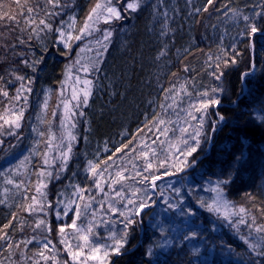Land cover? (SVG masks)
Wrapping results in <instances>:
<instances>
[{
	"label": "trees",
	"instance_id": "obj_1",
	"mask_svg": "<svg viewBox=\"0 0 264 264\" xmlns=\"http://www.w3.org/2000/svg\"><path fill=\"white\" fill-rule=\"evenodd\" d=\"M91 2L60 0V7L54 8L47 0H0V12L5 14L0 33L10 35L0 39V108L14 105V110L19 106L21 111L24 106L16 102L17 89L22 83L26 89L31 87L28 94L33 101L24 116L22 134L29 131L36 116L35 104L44 92L48 90L52 97L76 76L71 50L59 44L60 32L75 18V40ZM117 4L122 18L101 23L79 44L97 39L107 50L95 51L100 63L91 65L88 106L75 109L79 138L65 170L50 187L51 197L57 198L68 193V187L78 186L84 193L82 210L87 198L93 207L75 222L74 230L70 218L68 224L56 225L52 216L47 237L35 240L19 225L26 221L20 219L21 208L0 198V236L7 233V241L0 239V262L76 264L72 253L81 248L85 257L96 246L105 252L104 245L113 243V234L127 231L121 254L109 252L108 264H259L264 258L252 253L221 220L216 221L207 205L212 189H218L233 206L248 210L250 224L254 216L256 226L264 225V122L259 116L264 111V31L246 34L243 20L244 15L253 17L264 9V0H212L211 4L207 0H142L135 12L125 11L123 0ZM28 7L34 12L27 13ZM8 13L20 20V27L11 32L4 27ZM29 15L35 23H24ZM253 18L264 27V20ZM42 19L48 28L40 24ZM106 32L111 33L108 40L104 39ZM11 45L15 47H6ZM232 57L235 64L223 63ZM250 64L255 66L254 75L242 79ZM213 71H223L221 79ZM17 76L26 79L20 81ZM217 87L223 91L213 94L211 90ZM205 91L217 96L220 104L198 112L199 102L207 99L202 95ZM188 112L198 119L203 116L204 123L197 151L181 168L171 164L184 157H179L177 149L185 148L183 138L200 127ZM157 118L165 123L154 124ZM214 122L220 123L214 126ZM157 127L168 131L161 134ZM183 127L188 128L187 133H181ZM166 140L172 143L171 151H167ZM142 152L148 153L147 159ZM161 156L166 161L163 164ZM148 160L152 168L145 172ZM118 172L128 179L121 180ZM152 174L160 176L156 192L151 187L145 190L149 181L140 182ZM148 196L150 209L135 216L137 223L125 229V218L135 211L127 201L140 203ZM165 200L176 207L169 208ZM89 219L94 223L85 232ZM85 234L89 239H83ZM49 240L51 244L45 248Z\"/></svg>",
	"mask_w": 264,
	"mask_h": 264
},
{
	"label": "rangeland",
	"instance_id": "obj_2",
	"mask_svg": "<svg viewBox=\"0 0 264 264\" xmlns=\"http://www.w3.org/2000/svg\"><path fill=\"white\" fill-rule=\"evenodd\" d=\"M91 1L89 13H91L97 3L105 5L110 2L113 7L120 10V5L117 4V0ZM97 14H99V19L94 15L93 20L88 21L91 25L90 34H84L79 40H73L74 35L72 31L76 25L75 18L70 19L60 32L59 44L71 50L73 61L72 69H76L73 70L76 76L72 82H68L66 87L57 92L56 95L54 94L55 96L53 95L51 97L48 90L44 92L41 101L35 104L36 116L30 124L29 131L22 134L25 131V124L23 125V123L26 122L24 116L33 101V98L29 96L27 90L21 91L19 93L21 98L16 100L17 103L20 101L19 104H23L24 106L22 109L23 116L19 120L20 127L15 128L12 126L10 128L9 125L4 124L3 120H0V125H3V127H0V198L2 202L4 200L12 201L17 209L21 208V213H19L20 219L26 221H21L19 225L23 226L24 229L27 228V231L30 232V235L35 240H41L47 237L49 233V222L52 216L56 225H66L68 224L67 221L69 218V222L74 220L76 222L81 216L83 218L84 214L93 207L91 200L87 198L88 202L86 205L84 203L82 210L80 201L84 193L78 186L68 187V193L65 192L61 197L59 194L57 198L51 197L50 187L54 184L55 179L65 170L71 159L72 149L75 147V143L79 138L77 133L78 126L76 124L77 113L75 109H81L83 105L81 104L80 107H76V105L83 100L85 91L92 90L91 83L86 82L90 81L89 75L93 69L91 65L96 62L95 58L98 52L95 51L102 50L103 47L97 39L90 41V38H88V41L83 42L80 47L79 44L89 35L91 37L101 23H106L105 17L109 16L107 11L101 8L97 10ZM114 20L117 19L111 17L106 24L112 23ZM2 32L4 31L2 30ZM0 35L1 40L6 36L10 37L7 33ZM1 60L3 58H0ZM28 89L31 91L29 85ZM74 95L77 99H73ZM65 103L68 104V111L65 110ZM13 106L11 108L8 106L0 108V116L14 120L15 115L13 113H18L20 107L15 106L18 110H14ZM54 113L55 115H53ZM219 123L214 122V126H217ZM72 125H75V127H72ZM9 131H13L15 134L9 135ZM69 132L75 136L74 140L69 138ZM165 143L167 151H171L172 143L169 140H166ZM69 145L71 146V152L67 153V161L65 164L61 152H67ZM12 149L15 150L13 153L11 152ZM161 157L165 161L164 157ZM170 159L173 158L170 157ZM181 161H184V163H181ZM187 161V158L185 159L184 157L182 159L175 158L171 164L182 168ZM169 164H165L164 166ZM99 178H102V176H99ZM8 180H11L12 183H8ZM102 181L99 184H102ZM158 182H160V179L156 181V184ZM212 191L213 195L211 197L209 196L210 203L208 202V205H211L215 209L217 207L215 201H217L218 197L217 191L213 189ZM153 192H156V188ZM208 193H210L209 190ZM219 199L226 201L228 207L224 208L221 206L219 212L208 211L212 213L216 221L220 222L221 220L222 226L225 229L232 230L233 235L237 236L243 242L249 237V234L252 237H258L260 235L255 232L254 227H249L251 224L246 214H232L229 215L228 219H225V212L238 213L239 208L233 206L223 193ZM30 205L35 210H30ZM77 212L79 215H77ZM241 217L247 223L239 224L238 221ZM24 223L26 224L23 225ZM86 223L88 224V229L91 228V223H94V221L89 219ZM71 230H74V228L72 227ZM86 235L89 239V235ZM80 252L83 253L81 248ZM92 254L85 255V257L80 254L76 264H101V260L99 259L94 260L88 258ZM95 255L104 257V252H98ZM103 264H108V256L103 258Z\"/></svg>",
	"mask_w": 264,
	"mask_h": 264
},
{
	"label": "snow or ice",
	"instance_id": "obj_3",
	"mask_svg": "<svg viewBox=\"0 0 264 264\" xmlns=\"http://www.w3.org/2000/svg\"><path fill=\"white\" fill-rule=\"evenodd\" d=\"M47 2L49 4H51L54 8H58L60 7V0H47ZM124 4H125V11L127 10H131L132 12H135L139 9L140 7V4L142 2V0H123ZM207 2L209 4L212 3V0H207ZM0 7H3L2 4H0ZM101 8H104L107 13L109 14L108 17H105V22L107 23L108 20L111 18V17H115L116 19H121L122 18V14H121V11L118 10L116 7H113L111 5V3H107L105 5H101L100 3H97L95 5V7L92 9L91 13H89L86 21H85V24L84 26L81 28V35H77L75 37V39L79 40L82 38V36L84 34H90V30H91V25L88 23V21H92L93 20V16L96 15L97 19H99V14H97V10L98 9H101ZM205 11L207 9H204ZM34 12V8L32 7H28L27 8V13L31 14ZM52 13H49V15H51ZM235 15H239V13H234ZM166 15V14H165ZM4 17H5V14L0 12V21H4ZM253 17H259L260 20H264V9H262L260 12H255L253 14ZM253 17H250L248 15H244L243 16V20L245 21V25H246V34L248 35H251V36H254L256 33L258 32H261V31H264V27L261 26V24L256 20L254 19ZM14 22V23H12ZM25 24H30V23H35V20L31 18V15H29L28 19H25L24 21ZM40 24L44 25L45 28H48L49 25L47 24V22L45 20H40ZM4 27L9 31H14L16 28H19L20 27V20H18L16 18V16H13L11 13H8L7 14V20L4 22ZM21 31H23L24 29L21 28L20 29ZM32 31H35V29H32ZM2 34V33H0ZM63 35V33H62ZM111 33L110 32H106L105 33V36H104V39L105 40H108V38L110 37ZM20 43H25V41L23 39H20ZM6 47H12L14 48L15 45H11V46H6ZM104 50L106 51L107 50V46L104 45ZM164 53L162 52L161 55H163ZM218 61L220 60L219 57L216 58ZM25 64H27V61H23ZM237 61L234 57L228 59V60H224L223 63L224 64H235ZM97 64L100 63V61H97L96 62ZM220 65L219 63H217L216 65V68H219ZM249 68H250V71L248 72H244L241 74V78L244 79V78H247V77H250V76H253L254 75V72H255V66L254 65H249ZM187 70V69H185ZM217 80L221 79V77L223 76V71H220V72H216V71H213L211 73ZM3 77H0V80H2ZM17 80H20V81H24L26 78L23 77V76H17L16 77ZM28 83H31V81L29 80ZM86 83H91L90 81L89 82H86ZM24 90H27V91H30V89H26L25 88V85L22 83L20 85V88L17 89V92H18V95L17 97H15V99L19 100L21 97L19 96V93L21 91H24ZM223 89L222 88H213L211 90V92L213 94L217 93V92H222ZM2 94L4 96H7L8 93L6 91H3ZM91 95V91L90 89L85 91L84 93V97H83V100L80 101L76 107H80V105L82 104L83 106H88V97ZM203 96L207 97V99H204V100H201L199 103H200V107L199 108H196V111L200 112L201 110H206L208 109L210 106H217L220 104V100L217 96L215 95H209V93L207 91L203 92L202 93ZM73 99H77V97L74 95L73 96ZM25 100H26V97H25ZM65 107V110L68 111V104L65 103L64 105ZM80 115H84V113L81 111L79 113ZM13 115H15V119L12 120V119H6L4 116H0V120H3L4 121V124H7L10 126V128L12 126H14L15 128H19L20 127V124H19V120L20 118L23 116V111H19L18 113H13ZM55 115V113L53 114ZM188 116H191V118L193 120H197V123L200 125L199 128H197L192 134H189V136L183 138L182 140V143L186 146L185 148L183 149H177V151L179 152V154L181 156H184L185 159L188 157V156H191L194 152L197 151V148L199 147L200 145V139L199 137L201 136L202 134V130H203V116H201L199 119L192 115L191 112H188L187 114ZM219 115V114H217ZM260 119L262 122H264V111H262L260 114ZM224 117L221 115L219 116V120L220 121H223ZM165 121L163 119H160V118H157L156 121H154V124L156 125H160V124H164ZM191 126V125H189ZM0 127H3V125H0ZM72 127H75V125H72ZM158 132H161V134H164L168 131L167 128H164L163 130H161L159 127H157L156 129ZM213 132L215 131V128L213 127L211 129ZM181 133H187L188 132V128L187 127H183L180 129ZM9 135H14L15 133L13 131H9L8 133ZM69 135V138L74 140L75 139V136H73L70 132L68 133ZM189 139L191 141H193L194 143H190L189 142ZM124 147H127V145H124ZM133 151H135V149H132ZM116 151H120V149H116ZM71 152V146L69 145L67 147V152H61V155L64 157V163L66 164V161H67V153H70ZM141 155H143L146 159L148 158V153L147 152H142ZM109 159H111V157H109ZM166 161L162 162L165 163ZM23 163V162H21ZM45 163H47V161H45ZM181 163H184V161H181ZM152 168V162L151 160H148V162L146 163V166L144 167L143 171L147 172L149 171V169ZM107 169H105L106 171ZM91 171L93 173L96 172V168L95 167H92L91 168ZM165 174H170V173H165ZM49 175H51L49 173ZM137 175H141V173H137ZM117 176L120 177L121 180H124V179H128V177H125L123 176L121 173H117ZM160 179V176L159 175H155V174H152V175H148V176H143L142 177V180L140 181L141 183H143V181H149V184L145 186V190H147L148 187H151L153 190L156 188V181ZM8 183H12L11 180H8L7 181ZM116 181L113 180V183H115ZM227 181H224L223 183H226ZM97 187H99V183H97ZM214 191H217V201H215V203L217 204V207L214 209L211 205H208V210L209 211H217L219 212L220 210V207L223 206L224 208H227L228 205H227V202L226 201H223L222 199H219L220 197H222V192L219 191L218 189H213ZM139 191V190H137ZM177 191V194H179V190H176ZM117 195H120L119 192L116 193ZM135 195V193H133ZM162 194V193H161ZM35 199V198H33ZM151 197L148 196L146 197V199L143 201V202H140V203H136L135 201L129 199L127 201L128 204H132L133 207L135 208V211L133 212V215L130 216V217H126L125 218V229L128 228L129 225H132L134 223H137V221L134 219L135 216H138L141 214V212L143 211V209L149 207L150 205L147 203V200H150ZM169 208H175L176 205L173 204V203H170L168 200H165L164 201ZM29 209L30 210H35V209H32V206L30 205L29 206ZM113 211H115V209H113ZM183 211V210H182ZM248 210L244 207H241L239 208V212L238 213H229V212H225L224 215H225V219H228L229 215H232V214H247ZM121 215H124L123 212L120 213ZM77 215H79V213L77 212ZM231 223V221H229ZM239 224H245L247 223V221L244 220L243 217H241V219L238 221ZM39 227V225H37ZM255 226V232L260 234L258 237H252L250 234H249V237L245 239V243L248 244V247H249V250L254 253L257 257H261V258H264V225H259V226H256V220H255V217L253 216L252 217V222H251V225H249V227H253ZM4 227H8L7 225H5ZM71 227L75 228L76 227V224H75V221H73ZM60 231L63 232L64 231V228L61 227L60 228ZM88 231H91V228H88L85 230V232H88ZM127 231H124L121 235L117 236L116 234H113L112 236V240H113V243L111 245H104L105 247V252H104V257H98L97 255H95V253H98L100 251V246H96V247H93L92 248V255H90L88 258L89 259H99L101 260V264H103V258H106L108 255H109V252L111 253H114L116 255H119L121 254V250L124 248L125 244L127 243ZM196 236V233L193 232L192 233V238H195ZM0 239H4L5 241H7V233H5L3 236H0ZM83 239L87 240L88 237L87 235L85 234L83 236ZM185 239H189V237L186 235L185 236ZM27 242H31V241H27ZM48 244H51V241L49 240L46 244H44V247L47 248L48 247ZM7 247L11 248L12 245L11 244H6ZM17 247H19V245H16ZM40 255H43V253H40ZM73 256V258H78L80 256V252L77 251V252H74L71 254ZM45 259H47V257H45ZM0 264H2V262H0ZM253 264H257V262L253 261ZM259 264H264V259H261Z\"/></svg>",
	"mask_w": 264,
	"mask_h": 264
},
{
	"label": "water",
	"instance_id": "obj_4",
	"mask_svg": "<svg viewBox=\"0 0 264 264\" xmlns=\"http://www.w3.org/2000/svg\"><path fill=\"white\" fill-rule=\"evenodd\" d=\"M210 149H211V145L209 146V149H208V152H210ZM204 157H202L201 159H199L198 161H196L195 165H197L199 163V161H201ZM189 170L185 171V172H188ZM185 172H182L181 174H184ZM150 208H145L143 209V211L141 213H143L144 211H147L149 210Z\"/></svg>",
	"mask_w": 264,
	"mask_h": 264
}]
</instances>
